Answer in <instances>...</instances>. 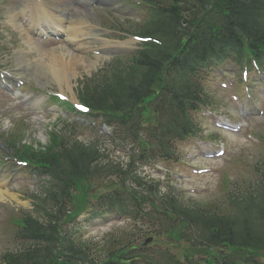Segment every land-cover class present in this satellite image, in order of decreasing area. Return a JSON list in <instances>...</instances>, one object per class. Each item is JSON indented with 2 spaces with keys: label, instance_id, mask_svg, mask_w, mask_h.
I'll return each mask as SVG.
<instances>
[{
  "label": "trees",
  "instance_id": "trees-1",
  "mask_svg": "<svg viewBox=\"0 0 264 264\" xmlns=\"http://www.w3.org/2000/svg\"><path fill=\"white\" fill-rule=\"evenodd\" d=\"M162 3L166 7L162 8L161 13L166 14L157 19L156 27L161 29L164 36L163 50L144 53L129 71L128 68H119L98 76L84 87L82 95L85 104L106 116V124L119 126L126 133V138L132 139L137 137L141 122H145L142 118L135 120L134 115L147 117L146 99L152 100L150 106L154 113L153 125L157 131L155 136L151 132L147 134L146 140L140 142V147L142 145L143 148L138 159L142 162L153 155L151 150L155 151V155L171 159L174 155L172 142L183 139L190 129L186 111L189 109L188 105L195 100L190 81H186L184 71L177 74L180 64L175 73H171V70L163 72L174 51L182 50L179 56L185 60L191 56L220 57V47L216 46L240 47L238 38L242 34L250 42L252 49L257 50L260 46L259 55L264 53V0H186V3L198 8L189 16L187 12L192 8L183 7L178 0ZM181 11H186V17L182 16ZM184 40L186 48L182 49ZM213 48L215 49L212 50ZM186 66L187 63L183 70ZM65 139L61 136L52 137L46 150L36 154L25 151L45 173L56 177L52 178L55 186L61 190L65 206L73 201L80 181L90 184L111 176L115 186L118 184L114 190L103 195L97 192L94 199L91 196L85 198V206H90L96 214L120 210L131 213L133 221L146 219L165 222L168 226L166 236L169 229L170 234H174L173 226L178 220L177 215L183 218L185 224L195 226V231L189 233L179 229V234L182 232L181 239L189 241L194 236L200 247L214 250L222 246L228 247L229 256L220 257L219 252L213 255L218 264H264V189L249 207V212L238 217L236 222L229 221L230 211L226 209L221 210V215L216 218L202 217L199 212L177 206L176 200L170 196L150 201L135 195L131 189L133 184H137L143 193H149L150 196L156 197L157 191L153 190V185H148L137 177L133 161L125 169L114 164L100 165L95 161L98 152L94 146L84 147L79 143L69 145ZM131 195L136 201L135 209L130 212L132 202L124 197ZM146 204L151 206V213H144L142 210ZM73 211L69 210L68 213ZM63 215L61 212V220H55L53 224L57 229L53 226L44 232L42 245L34 246V250L26 255L25 261L21 262L22 257H19L12 264H78L84 261L90 264H136L138 258L145 257L143 252L137 254L138 247L134 245V239L127 235L104 247L87 245V242L82 241L74 242L73 238L65 237L62 225L68 217L65 215L62 220ZM44 217L49 225L50 217L46 210ZM183 220L181 223L185 226ZM28 224L34 227L38 221L29 219ZM207 263L210 264V261L206 260L205 264Z\"/></svg>",
  "mask_w": 264,
  "mask_h": 264
},
{
  "label": "rangeland",
  "instance_id": "rangeland-1",
  "mask_svg": "<svg viewBox=\"0 0 264 264\" xmlns=\"http://www.w3.org/2000/svg\"><path fill=\"white\" fill-rule=\"evenodd\" d=\"M61 1V0H60ZM107 1V0H106ZM10 0H6L1 5L0 12L7 13L8 8L14 5L9 4ZM59 2V1H58ZM57 2V3H58ZM114 4L110 5L113 8ZM121 8H113V11L119 12ZM128 16H138L135 12H130L125 9ZM91 18L88 23L92 31H98L99 36H103L105 32L97 30V23L100 22V17L95 12L84 11ZM123 17V16H121ZM125 20H118L123 23ZM16 25V24H15ZM80 41V53H72L74 48L63 39L58 45L54 44H42L40 50L44 52L43 56L33 55L36 60L34 64L27 66L24 61L14 62V53L21 49V43L16 42L17 50L4 51L0 50L3 59V65L13 75L18 74V68L20 66H26L29 68L28 76L29 81L35 83L41 89V93H31L29 90H25L27 96H31L29 101L30 105H33L35 101L42 98L41 111L28 110L27 106L16 103L8 94L0 91V136L7 138L11 137V134H15L17 138L20 137V142L23 144H30L34 148H40L46 146L48 143V134L51 130H58L65 120L73 122L77 120L75 124H78L81 128L76 131L75 137L80 141L88 144L93 141H98L97 137L109 135L110 130L103 129L99 122H92L91 118H79L73 114L66 112L65 108L61 106H53L49 95L61 94L70 103H75L76 96L79 91V82L86 78H91V75L95 74L98 70L106 67L107 64L100 63L98 60L100 56L95 57L92 54L87 55L82 53L86 48H94L99 44H93L92 39H88L89 35ZM22 39V38H21ZM58 47V48H53ZM134 49V44H126L123 47V51L128 55ZM51 50V51H50ZM55 52L59 64L55 67L57 72L51 74L45 69L52 67V63L48 58V53ZM227 72H233L231 77L221 79L218 76V72L212 74L210 81L206 85L210 96H213L216 92V85L219 82L227 83L229 79L237 81V72L231 65L222 67ZM264 72V67L262 68ZM51 70V69H50ZM49 70V71H50ZM253 75V74H252ZM33 77V81L32 80ZM256 78L262 80L263 75L256 74ZM233 92V89L218 91V95L215 99L216 106L212 111L214 116L220 117V114H229L232 118L233 124L240 123L241 127L237 132H224L217 129L211 121L213 116H202V113L208 109L203 108L199 114H194V120L198 121L201 128V132L197 133V138L188 139L184 143L178 144L179 162H166L157 161L152 165L142 169L143 175L158 182L162 190L175 191L174 194L181 198L185 204L191 205H206L209 203L217 204L225 199L224 183L222 184V176L226 175L231 181L227 187V190H233L238 187V183L243 179L251 176V167L258 162L261 157L264 156V141L257 142L255 139L250 138V135L264 136V113L260 116L258 113L253 112L245 119H240L236 113V106L231 103L229 95ZM245 102V100H244ZM257 109L264 111V97L257 96ZM248 108L250 106L248 105ZM33 112V113H32ZM37 113V115L35 114ZM35 118V120H34ZM37 118V119H36ZM222 119V118H221ZM19 129L20 133L14 131ZM214 132L220 133L222 136L217 142L211 141V144L205 142L208 137H218L214 135ZM253 137V136H252ZM200 140L202 142H200ZM99 143L102 145V141ZM6 144L0 137V160L2 154V147ZM109 154V157L114 159H121L125 156V150L115 148L114 144H105ZM212 147V149H210ZM224 149L225 155L220 158H213L205 160L202 157L204 152L215 151L216 149ZM124 151V152H122ZM193 165V167H192ZM6 164L1 177L7 179V183L10 182L9 195L10 199L4 200L0 203V252L13 251L15 245L12 242V232L15 230L11 219L14 216V207H18L23 194H30L35 191L33 185L28 186L31 183V178L28 175L16 174L13 168H8ZM193 168L195 173L198 170H202V174H194L191 169ZM205 171V173H203ZM234 180V183L232 182ZM238 182V183H237ZM236 191V190H235ZM86 222V217L81 218ZM131 227V223L121 218L109 217L103 223L95 222L89 226V231L86 236L98 238L102 241L108 235H115L123 231H126ZM114 232V233H111ZM93 241V239H90Z\"/></svg>",
  "mask_w": 264,
  "mask_h": 264
},
{
  "label": "bare ground",
  "instance_id": "bare-ground-1",
  "mask_svg": "<svg viewBox=\"0 0 264 264\" xmlns=\"http://www.w3.org/2000/svg\"><path fill=\"white\" fill-rule=\"evenodd\" d=\"M24 10H25V7H22V12L24 13ZM37 11L40 13V14H44V12L43 11H39L38 9H37ZM44 11H46V13H48V11L47 10H44ZM33 13V12H32ZM37 18H39V17H37ZM48 19H51L52 20V22L53 23H49L48 22ZM58 21H59V18L58 17H56V18H52L51 16H48L46 19H44V22L45 23H49V25H53V26H57V23H58ZM32 24H35V25H37V19H36V17H34V14H33V21H32ZM83 29L84 30H86V31H90V29H88L87 27H83ZM70 31H71V34L72 35H74V36H78V33H77V31L75 32V29L74 28H71L70 29ZM79 32V31H78ZM44 54V53H43ZM48 56H49V60L51 61V63H52V67L50 66V67H48V68H46L45 70L47 71V72H49V73H51V74H55L56 72H57V69L55 68L58 64H59V60H58V57H57V55H56V53L55 52H49L48 53ZM51 69V70H50ZM50 70V71H49ZM0 187H2V184H0ZM4 193H6V192H4ZM0 201H3V198H2V191H0Z\"/></svg>",
  "mask_w": 264,
  "mask_h": 264
}]
</instances>
